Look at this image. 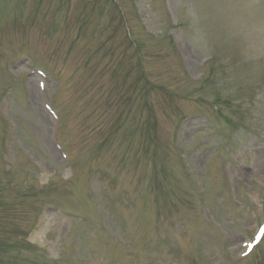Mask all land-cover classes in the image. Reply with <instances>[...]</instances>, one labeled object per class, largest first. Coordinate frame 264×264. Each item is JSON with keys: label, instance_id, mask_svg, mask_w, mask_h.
I'll return each instance as SVG.
<instances>
[{"label": "rangeland", "instance_id": "1", "mask_svg": "<svg viewBox=\"0 0 264 264\" xmlns=\"http://www.w3.org/2000/svg\"><path fill=\"white\" fill-rule=\"evenodd\" d=\"M263 222L264 0H0V264H264Z\"/></svg>", "mask_w": 264, "mask_h": 264}, {"label": "snow or ice", "instance_id": "2", "mask_svg": "<svg viewBox=\"0 0 264 264\" xmlns=\"http://www.w3.org/2000/svg\"><path fill=\"white\" fill-rule=\"evenodd\" d=\"M249 250H251V249H249Z\"/></svg>", "mask_w": 264, "mask_h": 264}]
</instances>
